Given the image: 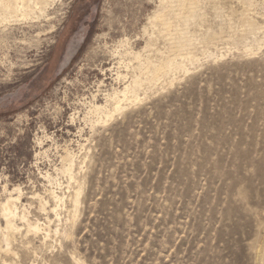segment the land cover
Instances as JSON below:
<instances>
[{"label": "rangeland", "instance_id": "rangeland-1", "mask_svg": "<svg viewBox=\"0 0 264 264\" xmlns=\"http://www.w3.org/2000/svg\"><path fill=\"white\" fill-rule=\"evenodd\" d=\"M165 2L2 13L0 205L13 192L50 233L0 216V264H264V0H198L199 61L99 124L106 96L134 89Z\"/></svg>", "mask_w": 264, "mask_h": 264}, {"label": "bare ground", "instance_id": "bare-ground-1", "mask_svg": "<svg viewBox=\"0 0 264 264\" xmlns=\"http://www.w3.org/2000/svg\"><path fill=\"white\" fill-rule=\"evenodd\" d=\"M32 1L34 2L33 5H36V6L39 4L45 5L48 2V0H32ZM30 4L31 3H29V0H0V12H1L0 13V25H4V24L8 25V24L12 23L11 21L7 20V17L2 16V13H5L6 15L9 16V18L12 19V16H14V14L16 15V12L18 10L23 9L24 13H23V15H21L22 14L21 13L20 16L26 18V16H28L27 10H28V8L30 9V7H31ZM165 4L166 5H165L162 12L158 13L154 17L152 16L153 17V19L151 20L152 34L150 36V45L152 42V46H151V51L149 53L148 58L143 60V59H141L142 57L140 54L132 53L134 59L136 61H138L139 63H141V66L137 68L136 74H134V75H136L133 78V83H132V84H134V89L130 84H128L124 88L123 92H121V91L114 92L113 91L114 93L112 95H107L106 99H105L106 106L103 108L105 110V112L101 116L100 120H98L99 124L103 125V124L107 123L108 121L112 120V118L115 115L121 114L123 112V110L126 109V107L124 109V106L131 105L134 102H135V104H136V102L138 103V101H140V100H138L139 94H138V92H136V91H138L137 90L138 88L146 86L147 90L149 91V89H155L160 85L162 88H164L163 87L164 85L170 86L176 80V77H175L176 74H178V73H182L184 75L188 74V72H189L188 66H194L199 61L197 59V55L195 54V51L198 48L197 46H198L199 42L197 40H192L191 38L188 37V26H189V24L194 23L195 18L198 17L196 15V10L198 7V0H166ZM16 17H18V16H16ZM252 26H254V25H252ZM220 30L221 31L218 35L214 34L212 37H209L208 42H212L216 39H219L222 36V32H223V29H220ZM248 32H250V31H248ZM206 38H208V37H206ZM245 39H247V38H245ZM206 40H205V42H206ZM125 41H126V39H125ZM201 42L203 44L204 41H201ZM120 43H117V44L119 45ZM158 43H159V45H162V48L158 49V47H157ZM126 45L127 46L129 45L127 41L125 42V46ZM204 45H206V44H204ZM119 49H121V48H119ZM246 49H248V48H246ZM248 50H247V52H248ZM123 51H124V49H123ZM206 52H208V51H206ZM113 54H115V53H113ZM121 56H122V54H121ZM121 59H122V57H121ZM132 61H133V59H132ZM117 62L119 63L118 59H117ZM128 63H130V62H128ZM120 64H121V62H120ZM134 70L136 71V68ZM115 71H116V69H115ZM119 71H121V69ZM121 76L123 77V74ZM122 79H124V77ZM126 79H128V78H126ZM116 80L118 82L120 81L119 75H117ZM113 83H115V82H113ZM125 83H126V81H125ZM123 85L125 86V84H123ZM143 89H146V88H143ZM141 90H140V92H141ZM107 92H110V91H107ZM129 94H132V95L129 97L128 96ZM145 94H147V93H145ZM126 103H128V104H126ZM94 109H95V111L99 112L101 109V106L100 105L94 106ZM96 124H98L97 121H96ZM94 125H95V123H94ZM12 193H8V197L6 198L5 202L0 205V216L3 219V221L5 222V230H10V231L12 229L16 230L17 226L15 225L14 220L18 219L25 226V228L27 230V234L30 232L37 234L40 231L41 232L45 231L46 233H48L49 232V228H48L49 226H47L44 229H41L40 223L38 224V222H31L26 217V215L24 213L25 211H21V213L18 212V210H19V207H17V202H19V199L17 198L18 195L15 198V197H13ZM79 194L80 193L76 194L77 197L79 196ZM51 200H52V202H54V207L49 208V212L54 213L55 218H56V217H58V215L56 213L57 209L63 204L64 199L62 197L56 195L53 192ZM46 204H43L41 206L42 211L46 212V209H45ZM75 213H76V211H75ZM6 234H8V233H6ZM42 234H43V232H42ZM8 235H6V236L3 235V236H5L4 239H5L6 247L9 248V246H8L9 245ZM47 237H48V235H47Z\"/></svg>", "mask_w": 264, "mask_h": 264}]
</instances>
